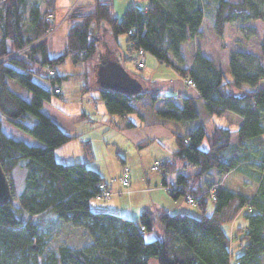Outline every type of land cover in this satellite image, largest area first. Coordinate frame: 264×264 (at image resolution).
Segmentation results:
<instances>
[{
  "label": "trees",
  "instance_id": "16d2710c",
  "mask_svg": "<svg viewBox=\"0 0 264 264\" xmlns=\"http://www.w3.org/2000/svg\"><path fill=\"white\" fill-rule=\"evenodd\" d=\"M53 8L54 0H0V165L12 187L11 199L0 204V264H147L151 257L157 264H262L264 85L260 81L264 78V35L260 45L263 62L254 64L252 54L240 44L229 54L228 75L198 48L192 51L188 66L178 64L174 57L181 56L183 43L199 36L207 13L213 32L222 37L232 21L264 19V0H147L146 8L129 6L121 17L112 13L109 0L79 3L67 15L71 26L62 54L51 58L46 34L54 25L47 18ZM102 22L115 39L120 34L126 36L124 47L119 48L121 62L133 59L136 51L143 49L180 77L191 79L208 113H225L238 122L234 147L242 154H230L233 145L228 127L217 125L207 131L199 123L174 133L176 148L160 161L164 185L165 176L175 174L174 182L167 186L169 194L174 198L192 195L201 212L198 217L171 213L162 206L143 208L136 218L94 210L90 200L105 179L85 161L61 163L55 159V148L72 136L41 110L43 102L52 93L60 94L54 87L62 79L74 76L57 71L67 58L75 63H98V39L93 38L92 28ZM23 49L21 55L15 54ZM48 68L55 74L49 75ZM36 78L47 80L49 86ZM137 79L143 88L133 95L96 84L107 113L137 111L133 102L138 98L151 104L163 99L165 106L156 111L162 120L198 119L194 98L162 93L156 80ZM3 119L41 144L7 135ZM204 140L207 148L202 147ZM81 144L88 157L89 141ZM254 162L261 173L251 195L216 184L204 186V176L212 170L226 173ZM16 168L25 169L19 192L13 182ZM208 196L213 205L210 213L206 212ZM244 208L247 211L242 213ZM240 212L246 223L234 229L241 244V251L234 256L228 225ZM56 218L81 225L85 242L51 244ZM151 231L155 237L146 240L145 233Z\"/></svg>",
  "mask_w": 264,
  "mask_h": 264
},
{
  "label": "rangeland",
  "instance_id": "374dc122",
  "mask_svg": "<svg viewBox=\"0 0 264 264\" xmlns=\"http://www.w3.org/2000/svg\"><path fill=\"white\" fill-rule=\"evenodd\" d=\"M229 1L235 2L236 0ZM263 35L264 19H257L244 23L232 21L226 25L223 36L218 37L212 30L210 14L207 13L201 25L199 36L194 38L189 44L186 43L183 48L184 54L181 53L180 57H174V60L184 66L190 58L191 52L195 48L200 50L201 46L204 51H214L219 62L224 64L230 52L240 48V44H243L245 45V49L252 54L254 64L257 62L262 63L260 45ZM125 37V34L118 35V42L122 48L125 45ZM222 44L224 47H222ZM97 48L96 58H99V50H103L104 40L98 43ZM219 52L221 55L218 54ZM122 64L129 73L140 79L143 76L145 67L150 68L152 72L151 78L156 80L157 88L162 93L169 92L170 88H173L174 91L176 88L173 82V78L177 76L176 71L171 66L158 61L148 52L145 53V64L141 69L137 68L135 57L131 60L123 61ZM80 67L74 66L71 59H68L66 64L60 67L63 70L65 68L68 73L74 72L75 75L71 78L62 79L59 83L62 87V95L52 93L50 99L43 102L41 110L57 122L62 129L78 130L81 132V138H72L60 145V148L57 147L58 149H62V153L58 152L59 150L57 151V155L63 160L62 162L76 163L85 161L88 167L96 169L109 183L111 197L109 199H100L94 196L90 200V207L94 210H105L133 216L134 212H136L135 206L137 204L160 202L171 213L185 212L197 217L200 216L201 212L196 203L187 202L186 195L174 198L169 194V188L167 187V191L162 185L160 166L157 169L152 168L155 162H157L156 160L162 158L164 153L166 157L171 155V150L174 148L175 143L174 138L168 135V131H182L184 121L166 120V122H163L164 120L156 113L157 110L165 106V100L163 99L153 104L146 98L135 99L133 104L137 108V111L127 113L128 118L126 121L133 119L138 122L140 120L141 130H144L147 136H154L157 140L148 141L142 148L132 146L125 138L123 132L118 130L117 127H107V125H102L97 120L92 121L89 119V117L101 118L106 113L105 106L98 90H90L89 93H85L91 85V80H88L84 73L90 67L87 64H84L82 69ZM93 75L92 73L91 76ZM36 79L42 85L49 86L46 80ZM93 81L96 84L99 83L95 75L92 77V83ZM260 84L264 85V78L261 79ZM187 87L195 89L191 85ZM184 94L182 93V95ZM89 95L95 97L97 110L94 109L93 103L88 104ZM173 101L179 103V100L176 98ZM196 107L199 115L198 120L208 122L207 110L204 104L196 100ZM83 113L86 115H83ZM113 117L118 123L121 122L119 115L114 114ZM214 117V119H218L217 116ZM191 121L194 122L196 119ZM2 129L7 135L12 137L23 139L31 144H41L39 140L32 137L29 133L19 129L5 119L2 121ZM84 138L89 140L91 146V153L88 157L81 144ZM158 142H161L165 146V150L159 148ZM202 147L207 148L206 140L203 141ZM124 166L129 169V185L127 187H124L120 180ZM243 172H245L244 174L248 173V175H244L236 169L226 175V179L230 180L231 186L236 189L240 188L243 181L242 178L249 183V187L254 186L257 181L256 176L259 178L261 169L254 162V164H244ZM23 174H25L24 168H16L13 172V182L16 192H19L23 186ZM167 177H169V173ZM130 189L134 190L131 194ZM212 206L210 196H208L207 213L211 212ZM243 211H247V208H244ZM241 212L240 215L243 213ZM233 220L228 225L230 226L228 233H233V237L236 240L232 241V251L235 253V256L236 252H238L237 249H241V246L234 235ZM151 232L154 234V231ZM86 239L87 236L81 225L55 219L51 244L66 242L71 245H82ZM151 258L155 259L154 257Z\"/></svg>",
  "mask_w": 264,
  "mask_h": 264
},
{
  "label": "crops",
  "instance_id": "0c3cea01",
  "mask_svg": "<svg viewBox=\"0 0 264 264\" xmlns=\"http://www.w3.org/2000/svg\"><path fill=\"white\" fill-rule=\"evenodd\" d=\"M109 1L112 4V13L116 17H121L122 14L124 13V11L129 6L133 5V6H138L140 8H146V6H147V0H109ZM93 2H94V0H54V8H53V10L51 12L52 13V18H53V23H54V30H53V32L51 34H49L46 37V47H47V53H48L49 57L55 58V57L59 56L60 54H62V52H63L65 35H66V33L68 32V30H69V28L71 26L70 22L67 20V15H68L69 11L76 4L81 3L83 5H89V4L93 3ZM92 35H93V38H95V39L97 38L98 39V43L100 41L104 40V48H103V50L102 49L99 50L100 54L101 53H106L108 51L111 54H114V55H116V56H118L120 58L121 55H120V49L119 48L121 46H120V44L118 42V37L115 39L112 36L110 30L108 29V27H107V25L105 23L102 22L100 24L94 25L93 28H92ZM187 44H189V43H187ZM184 47H185V43H183V45H182V54H184V51H183ZM200 50L205 55L210 57L215 62L216 66H218L224 72H228V59H226L224 64H221L219 62L218 57L216 56V53L214 51L213 52L209 51V50L208 51H204L201 46H200ZM191 54H192V52H191ZM191 54H190V58L186 61V64L184 66H188V65L191 64V62H192ZM218 54L221 55L220 52ZM68 59L69 58H67L62 64H60L57 67V71H58L59 74H66V75L69 74L65 70V68H64V70L62 68H60L64 64H66ZM73 64H74V66H81L80 69L83 68L82 66H84V64H87L90 67L89 69L85 70V73H84L86 75V78L88 80H91V85H90V87H88V91L85 92V93H89L90 90H98V89H96V86L98 84L96 85V83H94V81L92 83V77L94 75L97 76L96 74H97V69H98V67L96 66L97 64L95 63V61H88L86 63H83V62L80 61V62H77V63L73 62ZM72 73H74V72H72ZM92 73L94 74L93 76H91ZM176 74H177V76L173 78V82H174L176 88H175L174 91H173V88H170L169 92H167L166 94H173V95L180 94V95H182V93H185L184 96H189V97L194 98L195 100H198V102H202V100H200L198 98V93H197L196 89H189V87H187V86H190V85H188L186 83V79L180 77L177 72H176ZM74 75H75V73H74ZM151 75H152L151 69L146 66L145 70L143 71V76L141 77V79H143V80L144 79L145 80H154L153 78H151ZM192 87H194V86H192ZM59 88H60V95H62V87L60 85H59ZM85 88H87V87H85ZM173 100H174V98L172 99V101ZM87 101H88V104L93 103L94 109H96V110L98 109V107L95 104V97L93 95H89ZM105 112L106 113H104L101 118H94V117L90 118L89 117V119L92 120V121H96L97 120L102 125H107V127H115V128L117 127L118 130L123 132V134H124L125 138L127 139V141L132 146H135V147H138V148L144 147L148 143V141L157 140L154 136H151V137L147 136L145 131L141 130V127H140V125H141L140 122L141 121L140 120L138 122H137V120H133V119H130V120L126 121V119L128 118L127 114H126V115H119V118H121V122L118 123L115 120V118L113 117V115L110 116L111 114L107 113L106 109H105ZM83 115H86V114L83 113ZM206 115H207L208 122L207 121L204 122V121H201V120H198V119L196 121H194V122H192V121H189V122L188 121H184V127H183L182 131L181 130L177 131V132L173 131V130L172 131H168V135L172 136L174 138V133L185 132L188 129H191L192 127H194L196 124H199V123L202 124L207 131H211L212 128L214 126H217V125L228 127L230 129V132H231L230 142L233 145L232 149L230 150V154H232V153L242 154V152L240 150H238L236 147H234V144L236 142V135H237V132H236L237 126H238L237 120H235L234 118L227 117V115L225 113H223L221 115H214V114H210V113L206 112ZM214 116H217L218 119H214L215 118ZM219 118H220V121H219ZM163 122H166V120L163 121ZM222 123H224V124H222ZM64 131L67 134L72 136L70 138V140L72 138H77V137L81 138V136H80L81 132H79L78 130H64ZM82 140H88V139L84 138ZM174 143H175V139H174ZM158 144H159L158 145L159 148H162L161 150H165V146H163L161 144V142H158ZM175 148H176V143L174 144V148H172L171 153H173ZM61 150L62 149L55 148L54 156H55L56 161L58 160V162L65 163V162H62L63 160H61L60 157L57 155V151L62 153ZM164 154H163L162 158H158V160H156V161H162L163 159H165L166 156H164ZM240 167L241 168H238V171L244 174L245 172H243L242 166H240ZM232 171L233 170H231L229 172H226V173H219L216 170L210 171L207 175L204 176V179H203L204 180V186L205 185L206 186L209 185L210 187H213V185L216 184V185H220V186H225L227 188H230V189H233L235 191L242 192V193H245V194H248V195L253 194L255 189H256L257 183L254 186L249 187V183L242 178L243 181L241 182L242 184H241L240 188L236 189V188H234L233 186L230 185V182H229L230 180L226 179V175L230 174ZM244 175H248V173H246ZM241 176H243V175H241ZM174 179H175V174L174 173H170L169 177H167V175L165 176L166 185H164L163 183H162V185L166 188V190H167V186L169 187L170 183L174 182ZM133 192H134V190L130 189V194L133 193ZM159 206L165 207L160 202H151L150 204L139 203V204H137L135 206V208H136V212H134L135 216L133 215V216H128V217L136 218L138 213H139V211L141 209H143V208L153 209V208H156V207H159ZM242 212H243V210H242ZM240 216H242V215H240V213H239V215H237L234 218L233 222H232L234 229L237 226L244 227V225L246 223L245 220L242 217H240ZM229 227L230 226H228V228ZM154 235L155 234H153L152 232H146L145 233V238H146V240H151V239H153L155 237ZM234 240L235 239L233 238L232 241H234ZM236 249H235V251H236ZM237 250H238V252H236V253H239L241 251V249H237ZM261 263L264 264V255L261 256ZM147 264H157V260L153 259V258H150L148 260Z\"/></svg>",
  "mask_w": 264,
  "mask_h": 264
},
{
  "label": "water",
  "instance_id": "95a60500",
  "mask_svg": "<svg viewBox=\"0 0 264 264\" xmlns=\"http://www.w3.org/2000/svg\"><path fill=\"white\" fill-rule=\"evenodd\" d=\"M97 67L99 87L130 95L140 92L143 88L142 82L124 68L120 58L108 51L99 54ZM11 197V183L0 165V204L8 202Z\"/></svg>",
  "mask_w": 264,
  "mask_h": 264
},
{
  "label": "built area",
  "instance_id": "2783aa9c",
  "mask_svg": "<svg viewBox=\"0 0 264 264\" xmlns=\"http://www.w3.org/2000/svg\"><path fill=\"white\" fill-rule=\"evenodd\" d=\"M47 18L48 19H51L53 20L52 18V14L49 13L47 15ZM54 29V25H52L50 27V29L48 30L47 32V35L46 37L51 33V31ZM131 30L128 31L129 34H131ZM24 52V49L23 50H19V51H16L15 54L17 55H21L22 53ZM135 64L137 66V68L141 69L144 67V64H145V51L143 49H138L135 53ZM47 73L49 75H54L55 72L53 69H49L48 68V71ZM186 82L191 85V86H194V83L192 82L191 79H187ZM54 91L55 92H60V89H59V86H55L54 87ZM160 161H157L155 162V164L152 166V168L154 169H157L160 165ZM120 180H121V184L124 186V187H127L129 185V169L124 166L123 167V171H122V175L120 176ZM95 197L97 198H100V199H109L111 197V188H110V185L109 183L106 181V180H102L98 183V192L97 194L95 195ZM212 198H214V195H212ZM186 201L189 202V203H194L195 202V199L192 195L190 194H186ZM143 229V228H141ZM230 239H231V243H230V249L233 250V245H232V240H233V233H231L230 235ZM241 246V244H240Z\"/></svg>",
  "mask_w": 264,
  "mask_h": 264
}]
</instances>
